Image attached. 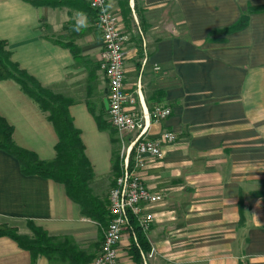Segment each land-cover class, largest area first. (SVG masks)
Masks as SVG:
<instances>
[{"label": "crops", "instance_id": "obj_1", "mask_svg": "<svg viewBox=\"0 0 264 264\" xmlns=\"http://www.w3.org/2000/svg\"><path fill=\"white\" fill-rule=\"evenodd\" d=\"M72 3L0 0V40L20 69L72 101L67 110L90 163L89 188L107 203L117 176L113 158L121 169V150L137 132L120 138L110 126L101 34L88 0ZM121 6L108 0L126 36V89L139 111L170 108L165 120H147V135L166 130L177 140L162 144L161 156L140 173L163 197L146 208L153 216L144 235L148 249L125 233L119 263L264 264V0H127L126 12ZM249 10L244 27L220 31ZM0 116L19 148L54 159L52 124L12 80H0ZM28 221L50 237L69 238L85 264L100 250L104 227L81 215L64 186L24 175L18 160L0 150V223L30 236ZM0 264L68 262L32 259L3 236Z\"/></svg>", "mask_w": 264, "mask_h": 264}, {"label": "trees", "instance_id": "obj_2", "mask_svg": "<svg viewBox=\"0 0 264 264\" xmlns=\"http://www.w3.org/2000/svg\"><path fill=\"white\" fill-rule=\"evenodd\" d=\"M33 5L72 6V0H30ZM84 8V6H83ZM230 27L220 30L229 33L244 27L247 23V14ZM0 80H12L29 97L39 109L47 115L57 135L55 157L51 161H41L32 152L19 148L12 139V127L0 116V150L14 156L24 175H39L64 186L67 197L79 206L81 215L95 221L100 227H105L108 222L107 203L95 197L89 188L92 178L90 163L87 160L79 131L73 126L68 114V106L72 101L62 95L55 94L42 87L27 72L20 69L11 61L10 53L5 41L0 40ZM100 128H105L104 123L96 118ZM115 175H119V159L114 156L112 162ZM30 236L17 233L16 229L0 226V237H8L17 245L30 252L32 259L43 255L53 261L61 259L68 264H85L71 240L67 237H50L44 230L27 222ZM137 241L141 249L147 250L144 234L135 226ZM134 256L137 248L133 245Z\"/></svg>", "mask_w": 264, "mask_h": 264}, {"label": "built area", "instance_id": "obj_3", "mask_svg": "<svg viewBox=\"0 0 264 264\" xmlns=\"http://www.w3.org/2000/svg\"><path fill=\"white\" fill-rule=\"evenodd\" d=\"M101 34L100 66L107 83L106 114L110 126L120 138L136 133L135 138L121 150L120 173L107 195L108 222L103 229L100 250L91 264H120L118 245L127 233L138 246L135 226L145 235L153 216L146 208L163 201L149 189L141 178L148 162L161 156V146L177 140L171 131H162L157 138L147 135V120L161 122L171 115L168 107L155 106L150 111L135 108V99L125 85L124 42L126 36L119 28V17L108 7V0H88Z\"/></svg>", "mask_w": 264, "mask_h": 264}, {"label": "rangeland", "instance_id": "obj_4", "mask_svg": "<svg viewBox=\"0 0 264 264\" xmlns=\"http://www.w3.org/2000/svg\"><path fill=\"white\" fill-rule=\"evenodd\" d=\"M120 3L123 4V6H121V8L123 9V11H125L126 8H127V0H120ZM125 12H126V11H125ZM116 152H117V154H118L119 151H116ZM98 187H100V186H98ZM101 187H102V186H101ZM98 190H99V188H98ZM99 191H100V190H99ZM103 191H104V192H103ZM103 191H102V194L104 195V194L106 193V191H105V190H103ZM0 226H3L4 228H13V229H16L17 233H19L17 227L12 226V225H10V224H8V223H0ZM25 227L28 229L27 223L25 224ZM28 230H29V229H28ZM29 232H30V230H29ZM30 234H31V232H30Z\"/></svg>", "mask_w": 264, "mask_h": 264}, {"label": "clouds", "instance_id": "obj_5", "mask_svg": "<svg viewBox=\"0 0 264 264\" xmlns=\"http://www.w3.org/2000/svg\"><path fill=\"white\" fill-rule=\"evenodd\" d=\"M79 26H80V24L78 23L77 26H76V28H75V30L78 31L79 30Z\"/></svg>", "mask_w": 264, "mask_h": 264}]
</instances>
